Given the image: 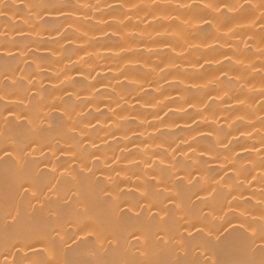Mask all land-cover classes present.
<instances>
[{"label": "bare ground", "instance_id": "obj_1", "mask_svg": "<svg viewBox=\"0 0 264 264\" xmlns=\"http://www.w3.org/2000/svg\"><path fill=\"white\" fill-rule=\"evenodd\" d=\"M0 264H264V0H0Z\"/></svg>", "mask_w": 264, "mask_h": 264}]
</instances>
